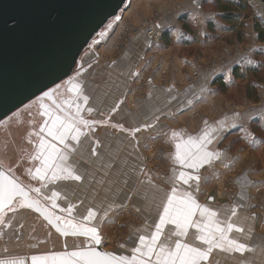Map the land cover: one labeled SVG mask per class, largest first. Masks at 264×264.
<instances>
[{
  "label": "crops",
  "instance_id": "crops-1",
  "mask_svg": "<svg viewBox=\"0 0 264 264\" xmlns=\"http://www.w3.org/2000/svg\"><path fill=\"white\" fill-rule=\"evenodd\" d=\"M160 1L130 0L115 22L113 33L101 42L106 48L99 51L100 54L91 50L71 79L57 88L58 102L72 118L46 101L35 102L32 109L36 118L26 120L32 121L34 128L23 131L19 138H26L27 143L23 148L21 145L5 148V159L12 160V165L4 167L28 188L37 190L41 204L51 206L54 212L77 224L96 228L102 237V247L120 258L139 257L133 251L140 247L139 237H150L155 231L167 199L175 189L177 198L190 193L201 208L217 213L221 226L228 221L242 228L243 232L235 229L230 232L229 239L251 249L242 253L213 249L209 259L201 264H264V169L260 180H256L257 173L248 170L238 174L234 178L235 191L228 193L230 197L224 196L222 191L234 165L231 147L227 144L230 137L238 133L251 138L253 146L248 147L261 148V154L255 158L264 164V134L260 146L253 143L254 135L250 130L255 121L264 123V94L258 99V88L252 87L254 100H260L253 105H247L254 101L246 95L242 103L225 97L238 82L235 70L240 66L238 58L245 53L233 55L222 64L203 65L210 60L205 50L214 40L222 41L216 33L217 25L229 24V29L234 28V17L228 14L239 10L242 2L180 0L185 11L194 7L202 10L200 17H190L191 31L178 28L166 31L155 47L148 46L147 36L141 34L129 46L121 48L124 26L133 20L130 14L143 13L148 4L158 6ZM167 3L168 0H163L161 7ZM248 3L251 5L250 0ZM174 20L168 18L162 20V24L172 25ZM245 32L249 39L257 38L252 23L246 24ZM258 64L253 63L251 67ZM141 84L145 95L135 98L131 107L125 98L131 88ZM239 104L245 105L233 108ZM57 117L74 125L64 144L47 132ZM74 135L77 139H72ZM163 135L172 136V140L176 138L173 144L177 156L186 153L199 166L189 168L176 160L168 176L148 175L140 148L155 146ZM49 143L65 157L55 160L58 167L49 168L44 157L36 159L41 152L55 156L47 147ZM30 145L31 148H27ZM37 169L41 172L37 173ZM64 169L81 179L64 178L67 175ZM208 170L212 177L204 173ZM198 171L200 173H196ZM181 173L198 176L199 180L185 184L180 179ZM126 206H132L143 221L123 242L105 248L103 238L115 235L122 221L116 213ZM89 211L95 213L94 218H85ZM3 217L0 220V258H44L63 251L62 238L31 211L14 207ZM195 219H200L199 212ZM176 230L175 225H165L160 243L171 247L179 240L207 249L208 246L196 238L199 235L196 229H189L187 237L173 235ZM66 243L68 250L92 246L86 239H67ZM46 264H51V258Z\"/></svg>",
  "mask_w": 264,
  "mask_h": 264
},
{
  "label": "water",
  "instance_id": "water-1",
  "mask_svg": "<svg viewBox=\"0 0 264 264\" xmlns=\"http://www.w3.org/2000/svg\"><path fill=\"white\" fill-rule=\"evenodd\" d=\"M130 0H0V124L35 100H43L65 116H72L58 102L57 88L71 79L82 66L83 55L95 39L103 42ZM264 4V0H261ZM105 30V34L101 33ZM108 30V31H109ZM0 184L11 180L19 192L8 207H0V219L14 207L31 211L59 235L65 246L62 252L44 258L63 257L67 239H86L97 252H107L87 235H72L73 229L88 228L54 212L38 201L37 190L24 185L10 171L0 166ZM38 193V192H37ZM59 218V219H57ZM68 234L65 235L64 233ZM31 256L29 264H33ZM38 258V257H37ZM28 258H0V261Z\"/></svg>",
  "mask_w": 264,
  "mask_h": 264
},
{
  "label": "rangeland",
  "instance_id": "rangeland-1",
  "mask_svg": "<svg viewBox=\"0 0 264 264\" xmlns=\"http://www.w3.org/2000/svg\"><path fill=\"white\" fill-rule=\"evenodd\" d=\"M132 1V0H131ZM180 0H168V3L165 4L163 7H161L163 4V0H161L157 5L154 4H148L143 11V13L135 14V12H132L130 14V17L133 19L129 25L124 26L125 29L123 30V45L120 46L126 47L129 46L135 38L140 36L141 34H146V31H144L142 28L147 23H151L154 20L161 19V20H167L168 18H171L172 20L175 19L172 23V25L165 24L163 25L164 28H167L166 31L172 32L174 29L178 28L180 31H191L192 26L191 25V16L200 17L201 16V9H198L197 7L191 8L188 11H185V9L181 8L180 3L178 2ZM241 5H239V10H231L232 15L234 17V31H231L232 29H229V24L224 26L217 25L218 30H216V33L219 34L222 41H215L214 43L207 48L205 51H207L209 56H206L209 62L204 63L205 66H212V64L216 63H224L227 59L232 57L233 55H242V53H246L248 56V60H245V56H241V58H238V62L240 63V70L242 69L245 71L244 73L247 74L248 81H243L241 79L237 80V84L228 90V92L225 94V97H228L229 99H233L235 101H239L242 103L245 101L244 95H246L245 90L246 88H249L251 85L254 86L256 89V86L258 88L259 97L261 100L262 93L264 94V86L262 87V83H264V43L259 41L258 33L256 31V25L258 23L262 26H264V18L260 17L256 9H254L251 5H249L248 0H241ZM212 7V6H211ZM130 10V9H129ZM134 8L131 10L133 11ZM200 14V15H199ZM184 16H188L189 19H182ZM225 16H227V13H225ZM189 20V21H188ZM185 21H188L186 23ZM247 23H252L255 33L257 34L256 39H249V35L245 32V26ZM184 24L188 25V28H184ZM240 24H243V27H241ZM107 26L106 32L107 37L110 36L111 33H113V30L110 32L109 26ZM115 25L112 27L114 28ZM229 30L227 32L226 30ZM109 30V31H108ZM194 30V29H193ZM195 31V30H194ZM248 36V37H247ZM148 38V36H147ZM101 37L98 36L97 39H95V42L93 43L92 48L87 50V52L83 55L82 60L85 59L87 54L90 53L91 49L96 51H103V49L106 48V46H102L103 44L99 40ZM149 40V38H148ZM96 45H98V48H96ZM148 46L150 45V40L148 42ZM104 47V48H103ZM104 53V52H101ZM257 53L259 55H257ZM100 54V52H99ZM100 60L102 61V56L100 57ZM207 60V59H206ZM259 62V66L262 65V68L259 70V74L257 76H254L253 79L252 74L248 73L246 70L253 68L255 69L256 66L251 67L253 63ZM248 68V69H247ZM241 70V71H242ZM242 71V72H243ZM137 79V78H136ZM137 82V81H136ZM142 85H136L137 87L131 88L128 92L125 100H128V104L133 107L132 101L137 98L138 96H144L145 90L142 88ZM254 89V92H255ZM147 94V89H146ZM257 99V97H256ZM254 100L251 99L252 102L247 103V105H253V103L260 101V100ZM31 104V103H30ZM36 103H32L28 107H24L23 109L19 110L17 113H15L13 116L7 118L4 122L0 124V166L9 167L12 165L11 161H7L5 159V148H17V145H21L22 148L27 143L26 138H22L19 140L20 136L23 134L22 132L34 128L31 122H27L26 120H29L30 118H36V112L33 111V107H35ZM245 104H239L237 106H233V108L243 106ZM128 106V105H127ZM25 118V121L22 122V119ZM263 122L255 121L250 125V130L252 131L254 135L253 143L257 142V145H262V128H263ZM162 140V141H159ZM159 143H157L155 146L153 145L151 148H140L142 151V156L145 159V170H147L148 175H154L157 177H166L170 174L171 168H175V161L177 160V152L174 148L172 136L166 137L163 135L159 138ZM251 138H248L244 134H236V136L230 137L227 144L229 147H231L232 157L231 159L234 162V165L232 166V172L227 176L225 180V184H223V195L226 197H230L228 194L229 192L235 191V181L234 178L240 174L244 170H248L251 173H257L256 180L261 179V173L263 172L262 169H264V164L261 163V160H257V157L261 154V148H249L248 146H253L250 142ZM27 148H31V145ZM229 149V150H230ZM255 156H257L255 158ZM20 163H18V166ZM5 168V167H4ZM10 168V167H9ZM209 171V170H208ZM200 172H202V169H200ZM199 171L196 173H200ZM14 173V172H13ZM208 175V177H212V173L210 174V171H204ZM20 177V175H18ZM210 193L211 190H209ZM217 192V189L215 193ZM7 214V213H6ZM5 214V215H6ZM118 216L122 217L121 224L119 228H117V231L113 237L105 236L103 238V243L106 245L105 248L110 247L111 244H120V242H123V240L129 235L130 231L143 221L142 217L139 216L138 212L132 207V206H126L123 209H120V211H117L116 213ZM4 215V217H5ZM3 217V218H4ZM1 220V219H0ZM3 221H1L2 223ZM103 244V246H104ZM107 252H110L109 249H105Z\"/></svg>",
  "mask_w": 264,
  "mask_h": 264
},
{
  "label": "snow or ice",
  "instance_id": "snow-or-ice-1",
  "mask_svg": "<svg viewBox=\"0 0 264 264\" xmlns=\"http://www.w3.org/2000/svg\"><path fill=\"white\" fill-rule=\"evenodd\" d=\"M87 98H85L86 100ZM74 125L65 123L57 117L52 126L47 129L48 135L53 139L58 140L61 144L65 143L66 137L69 132L73 130ZM44 131V129H41ZM175 135V134H174ZM72 139H77L73 136ZM45 147L44 142H41V148ZM48 149L55 154L54 157L47 156L41 152L36 159L44 157V162L49 168L58 167L55 163L56 159L63 160L60 151L54 144L49 143ZM179 147V146H178ZM178 162L184 164L189 168H196L199 166L198 162L188 154H178ZM67 175L64 178H71L80 180L79 175H73L71 170L64 169ZM41 169H37L40 173ZM43 178V177H42ZM53 178H57L54 174ZM3 177L0 176V180ZM180 179L187 184L189 180H199L198 176H185L184 173L180 174ZM19 188L11 180L7 181V185L0 184V207H8L9 202L14 200L19 192ZM199 212L200 219H195ZM235 215V212H233ZM95 213L89 211L86 219L94 218ZM217 213L212 212L208 208H201L196 202L195 198L189 193L184 198H177L175 189L171 196L167 199V204L163 209V214L159 217V223L155 225V231L150 237L140 236V247L134 248L133 251L139 254V257L134 256L132 259L121 257L117 259L110 256L108 253L97 252L95 248L89 247L86 250L72 252L63 257H52L51 264H201L202 261H207L213 249H220L221 251H235L244 252L250 251L243 243H238L236 240L229 239L228 234L234 229L237 232H243L242 228L237 227L235 224L225 221L224 226L217 220ZM59 219V218H57ZM167 224L175 225L177 229L173 235L180 237H187L189 229H196L199 235L196 237L207 245L206 250L199 247H193L188 243H183L179 240L175 241L174 246H167L160 243L161 236L163 235L164 226ZM73 229L72 235H87L95 244L102 242V237L96 228H77L76 225H70ZM65 235L68 233L65 232ZM154 258V259H153ZM49 258L33 257V264L38 261L46 262ZM0 264H26L23 259H12L0 261Z\"/></svg>",
  "mask_w": 264,
  "mask_h": 264
},
{
  "label": "built area",
  "instance_id": "built-area-1",
  "mask_svg": "<svg viewBox=\"0 0 264 264\" xmlns=\"http://www.w3.org/2000/svg\"><path fill=\"white\" fill-rule=\"evenodd\" d=\"M251 5L254 9H256L260 17L264 18V4L261 2V0H250ZM200 15V14H199ZM162 20L159 18L157 20L152 21L151 23H147L143 26V30L146 31V34L150 40L151 47L157 46L164 33L166 32L167 28H164L161 24ZM247 52H245L246 54ZM247 55H245V60H247Z\"/></svg>",
  "mask_w": 264,
  "mask_h": 264
},
{
  "label": "trees",
  "instance_id": "trees-1",
  "mask_svg": "<svg viewBox=\"0 0 264 264\" xmlns=\"http://www.w3.org/2000/svg\"><path fill=\"white\" fill-rule=\"evenodd\" d=\"M182 19H189V17L188 16H184ZM186 22V21H185ZM184 28L186 29V28H188V25L187 24H184ZM256 31H257V33H258V38H259V41H261V42H264V26H262V25H260L259 23H258V25H256ZM264 57V56H263ZM260 68H262V65H260V66H258V67H256L255 69H253V68H250V69H248V70H246L249 74L251 73L252 74V79H253V77L254 76H257L260 72H259V70H260ZM245 71H241L240 70V68L239 69H236L235 70V77L239 80V79H241V80H243V81H248L247 80V78H248V76H247V74H245L244 73ZM219 84V83H218ZM252 87H254L253 85H251L249 88H246V90H245V93H246V97L247 98H250V99H255V96L253 97L252 96Z\"/></svg>",
  "mask_w": 264,
  "mask_h": 264
},
{
  "label": "flooded vegetation",
  "instance_id": "flooded-vegetation-1",
  "mask_svg": "<svg viewBox=\"0 0 264 264\" xmlns=\"http://www.w3.org/2000/svg\"><path fill=\"white\" fill-rule=\"evenodd\" d=\"M101 34L104 35V34H105V30H104ZM91 48H92V46H91ZM92 49H93V48H92ZM92 49H91V50H92ZM38 101H41V100H39V99H38V100H35L34 103H35V102H38ZM42 101H43V100H42ZM32 103H33V102H32Z\"/></svg>",
  "mask_w": 264,
  "mask_h": 264
},
{
  "label": "bare ground",
  "instance_id": "bare-ground-1",
  "mask_svg": "<svg viewBox=\"0 0 264 264\" xmlns=\"http://www.w3.org/2000/svg\"><path fill=\"white\" fill-rule=\"evenodd\" d=\"M25 258H28V257H25ZM29 262H30L29 258L26 259V264H29Z\"/></svg>",
  "mask_w": 264,
  "mask_h": 264
}]
</instances>
